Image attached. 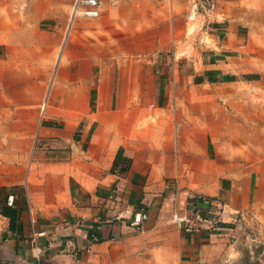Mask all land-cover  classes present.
I'll return each instance as SVG.
<instances>
[{
  "label": "crops",
  "instance_id": "obj_1",
  "mask_svg": "<svg viewBox=\"0 0 264 264\" xmlns=\"http://www.w3.org/2000/svg\"><path fill=\"white\" fill-rule=\"evenodd\" d=\"M43 2L53 0H0V85L15 81L20 94L13 99L0 89L6 94L0 103L37 102L46 87V120L59 119L58 125L38 129V136L49 141L38 147L35 161L14 169L18 174L12 180H0V185L23 182L29 200V209L20 213V234L9 230V218L0 214L5 227L0 264H32L36 258L57 264H216L220 239L203 229L210 221L186 230L174 214H186L188 205L215 210L212 205L222 204L216 198L224 191L217 182L221 178L226 180L231 211L225 208L224 221L235 222L234 213L241 212L238 221L256 222L264 229V140L251 146L249 123L243 122V140L238 146L232 138L225 170L205 157L214 129L202 126L201 104L213 95L201 87L212 90L213 69H227V63L195 61L198 70L187 79L132 72L103 76L102 65L89 49L78 58L66 50L47 85L45 73L51 64L30 66L38 58L46 61V52L55 44L54 34L38 27ZM114 2L124 6V0ZM157 2L165 16L155 0L128 3L133 27L125 35L133 36L128 51L133 64L128 62L133 69H143L141 74L151 67L141 56L183 45L184 7L178 0ZM248 40V35L228 29L217 48L236 52L247 47ZM91 65H99L95 79L88 75ZM13 67L17 70L11 77ZM172 83L187 84L182 99H175L172 109L171 94L165 93V102L156 104L162 94L154 93V86ZM29 84L36 87L33 95H27ZM14 206L20 207L16 201ZM139 210L148 217L136 229L130 221ZM170 228L178 239L165 238Z\"/></svg>",
  "mask_w": 264,
  "mask_h": 264
},
{
  "label": "rangeland",
  "instance_id": "obj_2",
  "mask_svg": "<svg viewBox=\"0 0 264 264\" xmlns=\"http://www.w3.org/2000/svg\"><path fill=\"white\" fill-rule=\"evenodd\" d=\"M98 1L100 8L98 17L84 18L75 15L71 22L75 0L66 2L53 0L52 4L43 2L40 5L41 20L38 27L52 32L55 44L52 52L49 50L46 52V61L38 58L30 66L42 68L41 64L44 62L51 64L45 73L47 85L54 78L60 56L66 50L69 56L78 58L83 51L89 49L90 54H95L102 65L103 76L109 74L127 76L132 72L134 76L187 79L198 70L195 61L201 59L208 63L225 61L227 65L224 66H227V69L220 70L216 67L212 71L209 80L213 79L211 81L215 87L211 85L212 90L209 86L201 87L203 92H212L213 95L201 104L202 126L205 128L211 126L214 129L212 147L207 148L205 157L217 161L219 169L225 170V155L227 147L231 146L232 138L234 137L235 145L243 140L245 131L242 129L243 122L249 123L247 135L251 133L249 136L251 146H256L259 141L264 140V0H214L213 6L206 0H178L184 7L180 13L183 45L181 44L179 49L171 46L167 50L141 56L142 60L151 63V67L145 68L143 74H141L143 69L139 66H135L134 69L133 65L130 67L133 58L128 51L133 46V36L125 35L128 28L133 27V17L128 7L129 0H124V6L114 0ZM155 2L159 4L156 9L165 16L161 3L157 0ZM159 29L162 27L154 31ZM228 29L248 35V46L240 47L236 52H221L217 46L221 45ZM41 53V50L36 51L35 55L41 57ZM231 57L233 59H230ZM128 61H131L130 65ZM98 66H90L88 74L90 78L95 79L99 75ZM16 70V67L11 69V77L15 75ZM41 75L40 72L37 77ZM18 88L19 85L15 81L10 85H0V89H4L13 99H20ZM186 88L187 84H156L154 93L162 95L157 97L155 103L165 102L164 97L161 102V97L169 93L173 109L175 99L181 100V94L185 93ZM35 90L36 87L29 84L27 95L35 94ZM5 96V93L0 92V98ZM47 97L45 87L37 102L28 100L21 106L7 100L5 105L0 103V177H4L0 180H12V176L18 174L14 169L22 168L30 159L35 161L38 147L46 145L49 141V137L38 136V129L41 125H58L59 119L51 117L50 120H46L45 107L48 108L49 105L46 103ZM183 106L184 103H180V107ZM50 154L49 152L48 155ZM220 174L224 175L225 172ZM217 182L224 190L220 197L219 195L216 197L222 204L212 205L211 207L215 209L212 212L209 209L208 211L205 209L204 212L201 208L205 220L196 226L202 227V224L210 221L203 229L208 231V234L214 232L220 239L219 259L216 264H264V229L256 222H244V219L238 221L241 219V212L234 213L235 222L224 221L227 220L225 208L230 209V206L226 205L228 200L226 180L221 178ZM1 186L3 188L0 189V204L3 196L8 193L13 196L12 203L16 201L25 209H29L23 182ZM233 205L238 208L236 204ZM192 206L188 205L189 210L186 212L190 218H193ZM229 212L231 213L230 210ZM4 230L0 218V239L3 238ZM165 235L167 236L165 238L171 241L178 239V233L172 228L165 232ZM166 255L169 256L170 252H166Z\"/></svg>",
  "mask_w": 264,
  "mask_h": 264
},
{
  "label": "built area",
  "instance_id": "obj_3",
  "mask_svg": "<svg viewBox=\"0 0 264 264\" xmlns=\"http://www.w3.org/2000/svg\"><path fill=\"white\" fill-rule=\"evenodd\" d=\"M210 6H213L214 0H206ZM100 13L99 1L98 0H75L70 22L73 21L75 15H80L84 18H95L98 17ZM119 169H115L114 172H118ZM13 196H8V204H12ZM192 216L190 218L187 214L178 215L174 214L175 221L178 223H183L184 227L187 230H191L196 227L201 221H204V216L201 213V207L194 206L192 209ZM148 214L146 211L139 210L133 213L132 219L130 221V225L139 228L144 220H146ZM32 264H57L49 261H44L40 258H36V260Z\"/></svg>",
  "mask_w": 264,
  "mask_h": 264
},
{
  "label": "trees",
  "instance_id": "obj_4",
  "mask_svg": "<svg viewBox=\"0 0 264 264\" xmlns=\"http://www.w3.org/2000/svg\"><path fill=\"white\" fill-rule=\"evenodd\" d=\"M3 186L0 187L2 189ZM12 195V194H9ZM8 193L3 196L2 204H0V214L9 218V230L15 233H21L22 231V223L19 220L20 213L25 208L24 206L17 207L14 206L15 203L13 202V205L7 204L8 200Z\"/></svg>",
  "mask_w": 264,
  "mask_h": 264
}]
</instances>
